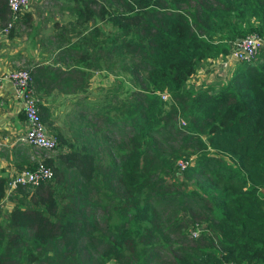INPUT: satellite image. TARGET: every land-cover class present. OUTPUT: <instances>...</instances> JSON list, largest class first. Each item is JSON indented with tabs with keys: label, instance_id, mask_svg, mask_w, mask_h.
I'll list each match as a JSON object with an SVG mask.
<instances>
[{
	"label": "trees",
	"instance_id": "obj_1",
	"mask_svg": "<svg viewBox=\"0 0 264 264\" xmlns=\"http://www.w3.org/2000/svg\"><path fill=\"white\" fill-rule=\"evenodd\" d=\"M66 2L72 19L48 37L53 63L29 69L54 154L26 145L6 157L52 177L18 187L5 210L0 176V264H264V54L231 56L245 34H264V0ZM220 56L225 81L185 87ZM102 66L114 81L93 98ZM222 158L235 165L226 175ZM178 160L181 174L202 175L204 195L175 188Z\"/></svg>",
	"mask_w": 264,
	"mask_h": 264
},
{
	"label": "rangeland",
	"instance_id": "obj_2",
	"mask_svg": "<svg viewBox=\"0 0 264 264\" xmlns=\"http://www.w3.org/2000/svg\"><path fill=\"white\" fill-rule=\"evenodd\" d=\"M5 4L6 5L4 7L3 12H0V24H3L4 27L6 26H8V28L12 27V29L15 32V35L25 37L27 40L37 39V45L39 47L37 50V55L40 56V58H44L45 55L49 54L48 52L51 53L53 50L50 44H48V37L52 34H55L56 31L54 29V25L62 24V25L67 26L69 21L72 19V17L69 15L66 9V5H67L66 0H28V3L22 8V10L19 12H15V13L11 12L8 9L7 0ZM22 13H27L30 16L29 25L28 23H22L20 21H19L20 23L16 22ZM2 28L3 27H1V29ZM248 34H253V33H247L245 35H248ZM261 36H264V34H261ZM258 53L264 54V48L261 49ZM258 55H256V57L253 60H256L259 57ZM223 61H224L223 57L209 58V59L200 61L197 69L203 73H208L207 75H205L204 78H199L200 83L202 85L201 88L211 86L209 84L215 83L214 81L217 79L219 80V82L226 80V76H228L229 74L225 75V72L228 73V71H224L226 67L222 68ZM226 62L228 66H231L234 63L229 57L226 58ZM202 67H203V70H201ZM111 68L114 72L117 73L119 77H121L122 79L124 78L125 75L121 73V69L118 66L112 65ZM92 73H93V76L90 78V82H87L89 84V87L87 89L91 88L90 89L91 96L90 95L89 96L96 98L95 96H99L96 94L103 93L106 86L109 84H112V82L114 81V76L111 72L107 71V69L104 68V66H102L100 69H94ZM185 87L189 89H198L192 86V84H190L189 82L185 84ZM63 99L67 103L73 102V98L69 96L62 97L60 95H56L55 103L58 104ZM164 100H167V99H164ZM61 109L64 110L65 112L66 107L62 106ZM61 117H62V113H59L58 115L59 121ZM178 121L180 122V120ZM177 125H178V122H177ZM45 131L49 132L46 129ZM54 151L55 149L52 152H47L46 156L47 157L52 156L54 154ZM222 159L223 160L220 161V167L223 170H225L224 175H226L228 173V170H231V168H233L234 164L232 162L227 161L225 158H222ZM34 160L41 161V159H34ZM216 167L217 166L213 167L212 169L215 170ZM23 168H26V167H23ZM177 168H178V171L175 172L176 174L175 183H174L175 188L178 190H183V191L195 189V191L198 192L200 196L201 194L204 195L202 188L199 187V186H204V181L201 180L202 175H195V176L187 177L181 174V170L184 167L180 168L177 166ZM9 175L10 174H6V172H4L5 179ZM165 181L168 185H170L173 179L168 177L166 178ZM15 191L13 192V194L15 193ZM12 195L6 197V200L1 202L5 210H7L11 206L12 202L15 203L17 199V197H15L14 199ZM1 211L2 213L5 212L3 209ZM196 222L197 221H195L193 225H189L186 230L187 239L189 240L196 238L199 235V231L203 225L200 222H197L199 223V225H196ZM192 231L197 232V235L195 237L191 236L190 232Z\"/></svg>",
	"mask_w": 264,
	"mask_h": 264
},
{
	"label": "built area",
	"instance_id": "obj_3",
	"mask_svg": "<svg viewBox=\"0 0 264 264\" xmlns=\"http://www.w3.org/2000/svg\"><path fill=\"white\" fill-rule=\"evenodd\" d=\"M28 3V0H7L8 9L15 13L22 10ZM8 24V23H7ZM8 26L1 29L2 33L6 34ZM236 47L232 51V57L238 61L250 62L256 54L264 48V36L248 34L241 40L235 43ZM223 65L225 62L222 63ZM29 68L14 69L6 74V78L10 81L14 90L15 98L19 99L22 104V113L26 122L23 133L18 137V141L22 144L51 152L56 146V138L45 131L39 119V110L37 107L38 98L30 90L29 84L31 76ZM161 99H166L167 95H160ZM182 123V122H180ZM177 166L183 168L185 162L178 160ZM52 177V171L44 166L41 162H37L33 169H21L9 175L4 182V194L2 201L6 197L13 194L18 187L36 186L41 182ZM191 236L197 235L196 231L190 232Z\"/></svg>",
	"mask_w": 264,
	"mask_h": 264
},
{
	"label": "crops",
	"instance_id": "obj_4",
	"mask_svg": "<svg viewBox=\"0 0 264 264\" xmlns=\"http://www.w3.org/2000/svg\"><path fill=\"white\" fill-rule=\"evenodd\" d=\"M1 27H4L3 24H0V176L4 177V172L11 175L17 171L9 160L6 159V157H11L10 151L18 147L26 146L18 141V137L23 133L26 126L25 119L22 115V104L19 99L15 98L13 87L5 76L8 72L18 67L22 68L25 66L24 68L31 70V67H37V65L43 63L51 64L53 63L55 52H48V55L40 58L37 55L39 48L37 39L27 40L25 37L15 35L14 30L11 36H7V33H2ZM65 61L68 62L67 60ZM54 64L62 69L65 67V65L56 60H54ZM201 70H203V67ZM207 74L198 70L190 78L189 83L195 88H199L202 86L199 78H204ZM214 82L212 85L218 84L219 80L217 79ZM34 96L37 100V93L35 91ZM48 96L51 99H56L54 92H51ZM48 105L50 108L53 107L52 103ZM61 110L60 105L54 110L53 114L57 117L56 124L61 123L63 119V112ZM59 113H62L60 121L58 118Z\"/></svg>",
	"mask_w": 264,
	"mask_h": 264
}]
</instances>
